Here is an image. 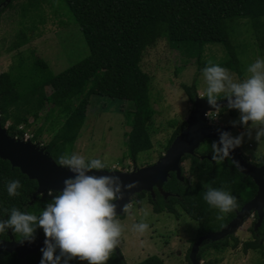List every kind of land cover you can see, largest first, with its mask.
I'll return each mask as SVG.
<instances>
[{
	"label": "trees",
	"instance_id": "obj_1",
	"mask_svg": "<svg viewBox=\"0 0 264 264\" xmlns=\"http://www.w3.org/2000/svg\"><path fill=\"white\" fill-rule=\"evenodd\" d=\"M13 0H0V15L11 6ZM21 6L22 17H32L43 2L49 3L55 14L74 24L80 31L87 46V56L58 73H53L40 58L18 57L8 71L0 73V118L12 137L23 139L24 129L20 124H28L29 116L37 114L39 106L45 100L44 88L59 95L56 108L59 119L54 123L60 126L55 130L49 142L44 146L55 161L65 154H72L74 141L81 130L85 117V108L92 95L121 99L132 105L127 112L128 156L134 164L152 149V136L155 133L152 120L155 110L150 99V76L142 70L141 60L148 48L159 39H164L182 52L195 48L198 55L204 44L218 42L222 44L228 57L219 64L243 77L246 45L240 42L242 33H251L264 47V0H26ZM18 62V63H17ZM17 63V64H16ZM199 67L207 63L199 62ZM188 99L194 103L197 97L198 82L182 85ZM205 96V95H204ZM206 98V96H205ZM222 98V97H221ZM69 106L68 108H65ZM55 108L47 114L52 118ZM228 111L238 116L236 110L222 108L219 114ZM172 123V122H171ZM175 129L164 149L167 150L174 137L186 125V121L174 123ZM243 129L242 126H237ZM42 133L40 127L34 137ZM205 139L194 154H185L182 160L189 159L188 172L197 182L191 183L186 176L183 179L170 172L163 184L166 197L154 188V196L147 192L148 200L155 213L166 210L177 215L175 204L192 219L197 221L196 236L191 239L186 259L191 260L189 251L196 239L210 231L224 227L241 206L256 193L254 181L233 165L229 158L217 164L212 159V142ZM202 147V149L200 148ZM145 153V154H142ZM150 157V156H149ZM257 165L264 164V153ZM151 164V163H150ZM149 165V164H148ZM20 180L22 187L19 195L10 196L7 185L12 180ZM208 184L213 188H225L237 198L238 207L228 213H220L210 207L203 198ZM37 187L34 179L22 173L8 160L0 158V219L7 218L15 207L23 212L39 215L49 203L47 193L33 196ZM55 192V191H53ZM144 192V191H142ZM142 192L135 194L140 195ZM146 192V191H145ZM59 194V192H55ZM249 226L252 239L241 242L244 252L264 249V214L255 226L258 215L254 211ZM223 216V219H218ZM124 217V212L119 215ZM42 235L37 229L36 236ZM19 241L22 237L11 230L0 234V241ZM240 243L233 233L220 239H205L196 253L200 261L203 251L220 244L235 248ZM41 250L25 254L23 257L15 251L0 250V264H40ZM79 260H73L76 263ZM107 264H130L119 249L113 253ZM133 264H165L157 255H150ZM200 264H215L206 261Z\"/></svg>",
	"mask_w": 264,
	"mask_h": 264
},
{
	"label": "rangeland",
	"instance_id": "obj_2",
	"mask_svg": "<svg viewBox=\"0 0 264 264\" xmlns=\"http://www.w3.org/2000/svg\"><path fill=\"white\" fill-rule=\"evenodd\" d=\"M26 2L13 0L11 6L0 15V73L8 71L18 57L40 58L51 72L58 73L87 56V46L74 24L66 21L63 16L62 19L58 17L47 2H43L32 17L23 18L21 6ZM239 40L246 45L243 79L248 65L257 59H264V47L260 46L251 33L243 32ZM227 57L224 47L218 42L204 44L198 55L195 48L182 52L166 40L159 39L153 47L148 48L141 60L142 70L151 78L149 93L155 110L152 120L155 130L152 151L134 164L126 156L129 134L127 112L133 109L132 105L121 99L92 95L87 102L83 126L74 141L72 153L83 155L86 160L100 158L107 166L105 169L123 172L157 161L165 154L164 147L175 129L174 123L187 121L193 109V103L188 99L182 85H191L196 80L197 96H204L207 87L203 77L204 67H199L198 63H217ZM230 73L235 79H240L236 73ZM44 93L45 100L39 106L37 114L29 116L28 124L18 126L19 129H24L25 140L43 149L60 126L59 123H54L59 119L56 112L59 95L49 87L44 88ZM224 95L221 94V97ZM52 108H55L52 118L46 120ZM238 117L239 114L231 116L228 111L222 114L209 111L207 122L231 129V121ZM9 124L10 121L7 120L4 127L7 128ZM40 127L42 133L34 137ZM231 133L238 135L240 132L234 128ZM238 149L246 159L256 163L264 153V143L258 145L245 138L243 146ZM189 164V159L183 160L182 173L193 183L195 177L188 172ZM49 192L47 195L51 202L52 196ZM51 193L56 195L53 191ZM128 204L130 208L124 212V217L118 216L125 226L119 249L128 263L133 264L150 255H157L165 264H189L186 254L191 239L196 236L197 221L192 220L178 204L174 205L177 215L166 210L155 213L145 191L138 196L134 195ZM252 220L253 214L250 213L234 229L233 234L240 241L235 248L220 244L208 247L201 254L198 263L212 261L215 264H264V249L244 252L241 248V242L252 239L249 231ZM141 221L149 224V230L142 235L134 230V225ZM42 235L45 236L43 229ZM71 264L87 262L77 261Z\"/></svg>",
	"mask_w": 264,
	"mask_h": 264
},
{
	"label": "clouds",
	"instance_id": "obj_3",
	"mask_svg": "<svg viewBox=\"0 0 264 264\" xmlns=\"http://www.w3.org/2000/svg\"><path fill=\"white\" fill-rule=\"evenodd\" d=\"M203 77L207 102L214 109L211 112L219 113L222 108L236 110L239 117L231 124L245 129L238 135L220 131L219 139L212 142V159L217 164L222 163L243 146L245 138L258 145L264 143V59L248 65L244 78L239 80L229 69L208 61ZM221 94L225 95L221 98ZM221 99H226L227 104L221 105ZM56 162L73 173L63 181V189L57 195L49 192L51 202L38 216L13 207L7 218L0 219V234L11 230L22 237L19 243L34 242L37 229H43L45 240L40 264H70L73 260L107 264L125 232L118 218L119 202L138 186V182L124 183L115 174H95L107 167L100 158L86 160L83 155L72 153L60 156ZM232 163L241 169L239 161L232 159ZM192 182L195 183V178ZM21 187L20 180H12L7 192L17 196ZM203 187L206 188L204 200L220 213L238 207L237 198L225 188H213L208 184ZM129 208L130 205L125 204L123 212ZM217 218L223 219V216ZM134 230L142 235L149 230V224L141 221L134 225Z\"/></svg>",
	"mask_w": 264,
	"mask_h": 264
},
{
	"label": "water",
	"instance_id": "obj_4",
	"mask_svg": "<svg viewBox=\"0 0 264 264\" xmlns=\"http://www.w3.org/2000/svg\"><path fill=\"white\" fill-rule=\"evenodd\" d=\"M221 105H226L227 100L221 99ZM207 99L196 97L193 103V109L186 121L184 128L178 133L169 147L157 161L144 167L136 168L129 172H123L116 169H104L103 172H96L97 175L115 174L119 175L124 183L136 181L138 186L130 193H126L125 198L119 202L118 214L123 213V206L128 204L131 198L142 191L149 192L154 196V188L164 197L168 192L163 190V184L167 180L170 172H174L176 177L183 179L181 163L185 154H194L201 142L205 139H219L220 131H229V128L210 125L207 122V113L212 111ZM0 158L8 160L14 167L27 175L28 178L34 179L37 187L33 196L44 195L49 191L59 192L63 189V181L72 176L66 167H61L53 157L29 140H23L12 137L8 134L5 127L1 125L0 118ZM239 161L242 166L238 169L241 173L248 175L256 184L257 191L255 195L236 212L224 227L218 231H210L199 236L192 244L189 251L191 264H199L196 260V253L201 242L205 239H220L227 234L233 233L234 229L244 222V219L251 213L256 212L258 220L257 226L264 214V164L257 165L246 159L241 151L237 148L228 157ZM235 166V165H234ZM118 215V216H119ZM45 237H37L34 242L19 243L13 239L0 241V250L15 251L18 256L23 257L25 254L32 253L44 247Z\"/></svg>",
	"mask_w": 264,
	"mask_h": 264
},
{
	"label": "crops",
	"instance_id": "obj_5",
	"mask_svg": "<svg viewBox=\"0 0 264 264\" xmlns=\"http://www.w3.org/2000/svg\"><path fill=\"white\" fill-rule=\"evenodd\" d=\"M234 128H235V130H237L238 132H242V129H239L238 127H231V129H229V132H231V130L233 129L234 130ZM243 130H245L244 128H243ZM192 219V218H191ZM192 220H194V219H192ZM195 221V220H194Z\"/></svg>",
	"mask_w": 264,
	"mask_h": 264
},
{
	"label": "built area",
	"instance_id": "obj_6",
	"mask_svg": "<svg viewBox=\"0 0 264 264\" xmlns=\"http://www.w3.org/2000/svg\"><path fill=\"white\" fill-rule=\"evenodd\" d=\"M23 140H25V139L23 138Z\"/></svg>",
	"mask_w": 264,
	"mask_h": 264
},
{
	"label": "flooded vegetation",
	"instance_id": "obj_7",
	"mask_svg": "<svg viewBox=\"0 0 264 264\" xmlns=\"http://www.w3.org/2000/svg\"><path fill=\"white\" fill-rule=\"evenodd\" d=\"M43 237H45V236H43Z\"/></svg>",
	"mask_w": 264,
	"mask_h": 264
}]
</instances>
